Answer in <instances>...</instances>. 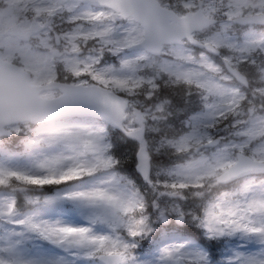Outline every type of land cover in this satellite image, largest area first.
<instances>
[{"label": "snow or ice", "instance_id": "1", "mask_svg": "<svg viewBox=\"0 0 264 264\" xmlns=\"http://www.w3.org/2000/svg\"><path fill=\"white\" fill-rule=\"evenodd\" d=\"M0 264H264V0H0Z\"/></svg>", "mask_w": 264, "mask_h": 264}]
</instances>
